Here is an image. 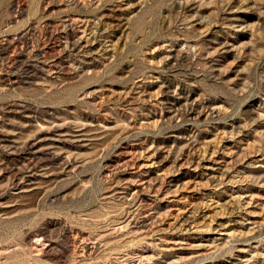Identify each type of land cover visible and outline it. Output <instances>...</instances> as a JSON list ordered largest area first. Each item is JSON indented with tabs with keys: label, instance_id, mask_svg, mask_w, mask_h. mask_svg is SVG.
Listing matches in <instances>:
<instances>
[{
	"label": "rangeland",
	"instance_id": "374dc122",
	"mask_svg": "<svg viewBox=\"0 0 264 264\" xmlns=\"http://www.w3.org/2000/svg\"><path fill=\"white\" fill-rule=\"evenodd\" d=\"M0 264H264V0H0Z\"/></svg>",
	"mask_w": 264,
	"mask_h": 264
}]
</instances>
